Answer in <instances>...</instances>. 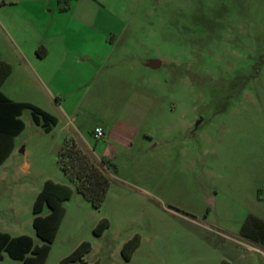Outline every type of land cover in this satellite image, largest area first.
Segmentation results:
<instances>
[{"label":"rangeland","instance_id":"374dc122","mask_svg":"<svg viewBox=\"0 0 264 264\" xmlns=\"http://www.w3.org/2000/svg\"><path fill=\"white\" fill-rule=\"evenodd\" d=\"M17 43L49 49L48 79L73 102L72 119L45 131L22 111L24 128L0 163V232L42 243L32 207L51 179L72 195L45 264L82 241L91 245L83 264L238 261L245 248L231 238L242 239L248 214L264 219V0H0V56L11 66L0 90L54 108L61 96L49 98ZM65 50L106 57L66 65L56 57ZM69 137L106 160L111 183L98 208L59 167ZM101 218L109 225L95 235ZM135 234L126 260L121 247ZM256 245L244 264H264ZM0 264L22 262L3 253Z\"/></svg>","mask_w":264,"mask_h":264},{"label":"trees","instance_id":"16d2710c","mask_svg":"<svg viewBox=\"0 0 264 264\" xmlns=\"http://www.w3.org/2000/svg\"><path fill=\"white\" fill-rule=\"evenodd\" d=\"M40 49L37 50L38 54L42 53ZM10 72V64L0 60V87ZM25 108L31 110L33 122L45 131H50L57 123V118L51 113L30 102L13 101L0 90V163L10 155L14 148V137L24 128V122L19 116ZM57 161L62 172L74 183L76 190L92 206L100 207L111 183L109 168L105 167L106 160H97L78 139L69 137L60 144ZM71 195L72 188L69 185L46 179L32 207L33 227L42 243L36 244L28 234L12 236L7 232H0V260L3 258V253H6L10 258L20 260L22 264H45L50 245L55 239L65 212L63 203ZM45 207L48 208V213L41 215ZM251 220L249 217L244 222L243 232ZM108 225V220L101 218L93 228V233L100 235ZM139 242V235L135 234L123 243L121 253L126 260L130 259ZM90 248L88 241H82L59 264L74 261L83 264V256ZM219 264H228V262L222 260Z\"/></svg>","mask_w":264,"mask_h":264},{"label":"crops","instance_id":"0c3cea01","mask_svg":"<svg viewBox=\"0 0 264 264\" xmlns=\"http://www.w3.org/2000/svg\"><path fill=\"white\" fill-rule=\"evenodd\" d=\"M55 1H58V0H55ZM11 39L14 42H16L13 38H11ZM21 43H22V41H21ZM24 45L25 44L23 43V48H22L18 44V48H19L18 56L20 57V60H21L22 64L24 66H26L27 68H30V67L32 69L34 68L33 69L34 73L38 77L39 81L42 83V85L44 87L48 88V96H49V98L51 100L54 97L56 98V95H60L61 96V100L57 101L55 105L51 101L52 105L54 106V108H45V107L40 106V105H38V107H40L43 110L51 113L52 115H54L57 118V123L54 125V127H56V126H58L60 124V118L59 117H65L66 119H68V121L69 120L71 121L72 112H71V104L70 103H73V102L72 101H70V102L67 101V103H66L68 94L66 92H61L58 89L59 87L56 85V83L55 82L53 83L52 80L50 81V79H48L49 74H48V70H47L46 58L50 55L49 49L46 48V50H43L41 54H38L37 51H36V46H32V49L29 50V49H27L29 47L25 48L26 45L25 46ZM56 57H58L66 65H68V63H70V62L82 63V62H85V61H90V62L96 64V63H98L97 59H99V63H102L104 61L106 55L105 54H101V53L87 54L86 56H84L83 60L80 61L79 60V57H80L79 54L73 53V51H66L65 50L63 52L57 53ZM0 60L5 61L2 56H0ZM34 61L37 63V66L33 65ZM8 76L3 81L0 89L3 87V85H4L5 81L7 80ZM46 77H47V79H46ZM1 92L4 95H6L9 99H11L13 101H25V100L16 98L14 95H12V94H10L8 92H4V91H1ZM26 102H30V103H33V104L35 103V102H31V101H26ZM77 102H78V100H77ZM77 102H74V104H77ZM63 103H65V104H63ZM55 113H58V116ZM54 127L52 126L50 131H53ZM80 142L85 146V144L82 141H80ZM58 183H61V182H58ZM249 217H251L252 220L247 225V227L245 229V232H243L244 231V229H243L244 222ZM263 226H264V219L262 217L256 215V214H251L250 213L242 221L241 226L239 228V235L241 236L242 239L231 238L228 234H226V232L222 231L221 233L224 236H226V238L227 237L231 238L232 240H234L238 244H242L245 249H242V250L239 251V253H238V261L237 262H234V261L232 262V261H229L225 257H221L216 262V264H219V262L222 261V260L227 261L228 264H244L243 259L245 258V255H246L244 251L258 250L259 248L257 247L256 244H258V243L264 244V227ZM59 227H60V225H59ZM226 231H229L230 233H233L230 230H226ZM138 248H139V245L133 251L130 260L132 259L133 254L137 251Z\"/></svg>","mask_w":264,"mask_h":264},{"label":"built area","instance_id":"2783aa9c","mask_svg":"<svg viewBox=\"0 0 264 264\" xmlns=\"http://www.w3.org/2000/svg\"><path fill=\"white\" fill-rule=\"evenodd\" d=\"M94 133H95V136L96 137H102L103 136V130L100 128V127H96L95 129H94Z\"/></svg>","mask_w":264,"mask_h":264},{"label":"water","instance_id":"95a60500","mask_svg":"<svg viewBox=\"0 0 264 264\" xmlns=\"http://www.w3.org/2000/svg\"><path fill=\"white\" fill-rule=\"evenodd\" d=\"M150 65H151L152 67H157V66L160 65V62H159L158 60H153V61H151Z\"/></svg>","mask_w":264,"mask_h":264}]
</instances>
